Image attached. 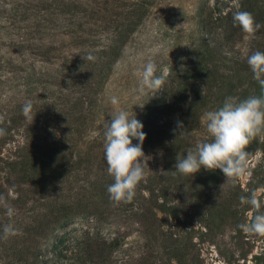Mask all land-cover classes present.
<instances>
[{"label":"rangeland","instance_id":"374dc122","mask_svg":"<svg viewBox=\"0 0 264 264\" xmlns=\"http://www.w3.org/2000/svg\"><path fill=\"white\" fill-rule=\"evenodd\" d=\"M237 6L261 25L254 38L234 26ZM257 50L264 0H0V264H264V236L240 228L264 213V132L228 183L174 172L210 140L206 112L261 94L246 62ZM149 62L169 72L141 92ZM117 110L142 122L149 157L119 204L103 135ZM253 192L259 210L240 202ZM6 224L18 234L4 238Z\"/></svg>","mask_w":264,"mask_h":264},{"label":"clouds","instance_id":"9594fccd","mask_svg":"<svg viewBox=\"0 0 264 264\" xmlns=\"http://www.w3.org/2000/svg\"><path fill=\"white\" fill-rule=\"evenodd\" d=\"M232 20L234 26H237L246 38H254L261 28L252 13L241 10L239 6L232 12ZM82 58L85 61V58ZM87 59L92 60L93 57L88 56ZM246 62L253 79L261 86V94L250 95L244 99L228 96L218 109L206 112L204 120L210 140L198 143L195 149L189 148L183 157L177 155L175 173L194 176L201 169H219L227 178V183L232 178L244 174L249 156L246 149L254 137L264 132V52H252L246 57ZM157 71V66L152 62L144 66L139 91L143 92L145 88L158 90L162 87L169 69L164 66L159 70L160 75H157ZM111 103L117 105V98L113 97ZM32 110L33 106L29 101L21 111L30 119ZM178 127L182 134L183 125L178 124ZM2 131L0 130V133ZM103 135L106 171L113 179V183L107 187L109 198L116 204L130 203L136 195L138 184L145 176V164L148 167L149 157H146L143 151L147 139L144 125L136 115L117 110L104 125ZM133 140L138 143L134 145ZM161 173L165 172L161 170ZM240 202L257 210L261 208V201L257 199L255 192L248 197L241 196ZM13 214L14 209L9 206L7 215L11 217ZM240 228L246 233L264 236V213L258 212L250 224H241ZM17 234L18 231L12 224L4 225V238Z\"/></svg>","mask_w":264,"mask_h":264}]
</instances>
